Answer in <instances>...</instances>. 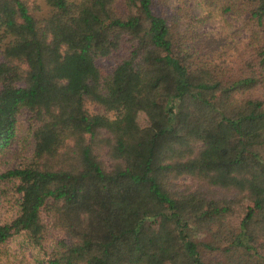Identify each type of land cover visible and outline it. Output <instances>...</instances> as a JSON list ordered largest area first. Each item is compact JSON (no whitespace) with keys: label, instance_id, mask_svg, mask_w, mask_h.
<instances>
[{"label":"trees","instance_id":"1","mask_svg":"<svg viewBox=\"0 0 264 264\" xmlns=\"http://www.w3.org/2000/svg\"><path fill=\"white\" fill-rule=\"evenodd\" d=\"M44 1L0 0V152L36 121L31 163L0 173V264L24 263L15 235L46 249L44 211L61 238L38 264H264V0H196L245 14L232 66L173 29L186 0Z\"/></svg>","mask_w":264,"mask_h":264},{"label":"rangeland","instance_id":"2","mask_svg":"<svg viewBox=\"0 0 264 264\" xmlns=\"http://www.w3.org/2000/svg\"><path fill=\"white\" fill-rule=\"evenodd\" d=\"M167 7H172L177 0H161ZM185 1V0H184ZM28 3L36 7V16H44L49 7L44 0H28ZM182 6L188 9L189 16L182 18L173 24L176 32H189L196 37L195 44L198 49H204L211 53L209 56L216 62L232 66L233 64H244L254 54L251 39L245 25V14L220 13L211 6L198 5L196 0H186ZM208 49V50H207ZM2 56H0V61ZM98 63L110 69L111 62L99 59ZM225 66V65H224ZM18 131L16 138L4 150L0 152V173L10 169L21 168L32 161L34 139L33 130L36 125L33 113L28 109H22L17 114ZM104 160L108 161L105 155ZM179 185L194 189L199 181L196 177L184 175L176 181ZM14 182H0V224L10 220L16 214V200L19 194L14 190ZM229 220L235 222L237 211H234ZM43 219L46 223V235L43 246L46 249L41 251L38 247L27 245L21 235L11 238L6 247L11 255L21 254L24 257L23 264H38L35 256L47 261L51 256L55 244L61 238V233L53 224L50 212H43ZM208 234H199L198 240H212ZM223 238V237H222ZM264 251V244L258 245Z\"/></svg>","mask_w":264,"mask_h":264}]
</instances>
